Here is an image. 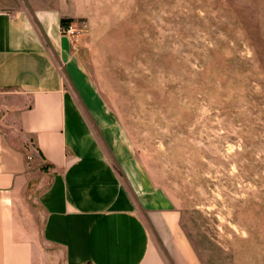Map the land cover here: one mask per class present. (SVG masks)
I'll list each match as a JSON object with an SVG mask.
<instances>
[{"label": "rangeland", "instance_id": "rangeland-1", "mask_svg": "<svg viewBox=\"0 0 264 264\" xmlns=\"http://www.w3.org/2000/svg\"><path fill=\"white\" fill-rule=\"evenodd\" d=\"M236 1L92 0L75 43L99 106L67 83L175 202L200 264H264V9Z\"/></svg>", "mask_w": 264, "mask_h": 264}, {"label": "crops", "instance_id": "crops-1", "mask_svg": "<svg viewBox=\"0 0 264 264\" xmlns=\"http://www.w3.org/2000/svg\"><path fill=\"white\" fill-rule=\"evenodd\" d=\"M92 5L0 0V264H200L122 130L91 109L93 128L67 86L99 106L64 31Z\"/></svg>", "mask_w": 264, "mask_h": 264}, {"label": "built area", "instance_id": "built-area-1", "mask_svg": "<svg viewBox=\"0 0 264 264\" xmlns=\"http://www.w3.org/2000/svg\"><path fill=\"white\" fill-rule=\"evenodd\" d=\"M65 34L70 37V36H75L77 34H80L83 32V28H77L74 27L73 25H70L69 27L65 28ZM30 160V158H29Z\"/></svg>", "mask_w": 264, "mask_h": 264}, {"label": "trees", "instance_id": "trees-1", "mask_svg": "<svg viewBox=\"0 0 264 264\" xmlns=\"http://www.w3.org/2000/svg\"><path fill=\"white\" fill-rule=\"evenodd\" d=\"M66 22H68V21H66V20H63V21H62V24H65Z\"/></svg>", "mask_w": 264, "mask_h": 264}]
</instances>
